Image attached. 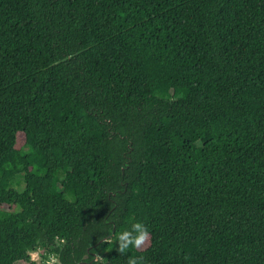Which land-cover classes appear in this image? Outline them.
Masks as SVG:
<instances>
[{
	"label": "trees",
	"instance_id": "obj_1",
	"mask_svg": "<svg viewBox=\"0 0 264 264\" xmlns=\"http://www.w3.org/2000/svg\"><path fill=\"white\" fill-rule=\"evenodd\" d=\"M38 249L264 264V0H0V264Z\"/></svg>",
	"mask_w": 264,
	"mask_h": 264
},
{
	"label": "clouds",
	"instance_id": "obj_2",
	"mask_svg": "<svg viewBox=\"0 0 264 264\" xmlns=\"http://www.w3.org/2000/svg\"><path fill=\"white\" fill-rule=\"evenodd\" d=\"M117 239L119 241L118 251L125 253L130 247L140 249L144 246L149 240V231L143 223L136 222L131 230H124ZM142 261V257H130L128 264H142Z\"/></svg>",
	"mask_w": 264,
	"mask_h": 264
},
{
	"label": "rangeland",
	"instance_id": "obj_3",
	"mask_svg": "<svg viewBox=\"0 0 264 264\" xmlns=\"http://www.w3.org/2000/svg\"><path fill=\"white\" fill-rule=\"evenodd\" d=\"M20 141H22V140L20 139ZM147 243L144 246H142V248L145 247L147 245ZM30 256H31V261H34L36 264H49V262H48L49 259L54 258L53 255H51L48 258H46L44 253H43V251H42V249H38V250L32 251L30 253ZM17 264H31V262L20 261Z\"/></svg>",
	"mask_w": 264,
	"mask_h": 264
},
{
	"label": "water",
	"instance_id": "obj_4",
	"mask_svg": "<svg viewBox=\"0 0 264 264\" xmlns=\"http://www.w3.org/2000/svg\"><path fill=\"white\" fill-rule=\"evenodd\" d=\"M108 240V238H104L103 240H102V242H104V241H107ZM59 242V241H58ZM60 243V242H59ZM94 254V257H93V259H92V261L90 262V263H94L95 261H97L98 259H99V253H93ZM89 257V254H86L85 256H84V260H82V261H80L79 262V264H84L86 261V259ZM48 258V257H47ZM49 264H62V262H61V260H60V256L58 255V256H56V257H54V258H52V259H49Z\"/></svg>",
	"mask_w": 264,
	"mask_h": 264
}]
</instances>
